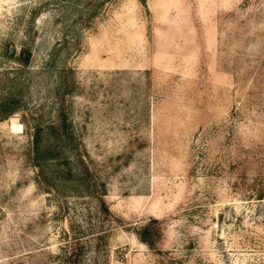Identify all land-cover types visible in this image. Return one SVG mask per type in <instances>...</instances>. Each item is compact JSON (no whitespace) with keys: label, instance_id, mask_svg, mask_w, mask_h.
<instances>
[{"label":"rangeland","instance_id":"rangeland-1","mask_svg":"<svg viewBox=\"0 0 264 264\" xmlns=\"http://www.w3.org/2000/svg\"><path fill=\"white\" fill-rule=\"evenodd\" d=\"M7 92L0 264H264V0H0Z\"/></svg>","mask_w":264,"mask_h":264},{"label":"trees","instance_id":"trees-1","mask_svg":"<svg viewBox=\"0 0 264 264\" xmlns=\"http://www.w3.org/2000/svg\"><path fill=\"white\" fill-rule=\"evenodd\" d=\"M142 4H144L145 0H139ZM29 54V51L25 48L20 50V57L22 56L24 60H26L27 56ZM18 100L14 98V96L10 93L7 92L3 95H0V118H3L7 116L9 113H11L16 107H17ZM59 117V127L61 132L64 134H67L69 132L68 130V124L66 121V116L60 112L58 114ZM40 132H41V126L35 125L32 131V136H33V141L36 144L37 141L39 140L40 137ZM99 209L101 212H107V206L103 200V198H99ZM154 220L155 218H151ZM139 238L144 241L146 244L151 245V241L149 240V235H150V230L147 225H144L141 230L138 233ZM72 245L70 246V249L68 250L66 256H65V261L66 264H79V254L81 251V244L80 241L77 238L72 239Z\"/></svg>","mask_w":264,"mask_h":264},{"label":"crops","instance_id":"crops-1","mask_svg":"<svg viewBox=\"0 0 264 264\" xmlns=\"http://www.w3.org/2000/svg\"><path fill=\"white\" fill-rule=\"evenodd\" d=\"M145 3V2H144Z\"/></svg>","mask_w":264,"mask_h":264}]
</instances>
